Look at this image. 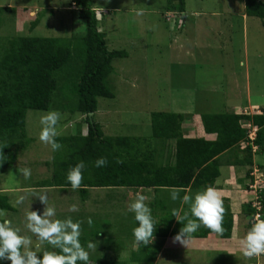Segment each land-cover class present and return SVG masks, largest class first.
<instances>
[{"label": "rangeland", "instance_id": "obj_1", "mask_svg": "<svg viewBox=\"0 0 264 264\" xmlns=\"http://www.w3.org/2000/svg\"><path fill=\"white\" fill-rule=\"evenodd\" d=\"M167 1L91 0L106 33L108 48L129 52L128 58L114 62L115 72L110 79L115 97L98 98L94 120L101 124L106 135L150 138L151 111L188 114L184 128L188 130V136L195 137L197 132H202V113H225L237 108L239 113L246 110L255 114L264 110L262 20L245 14L244 0H186L182 17L184 20L186 16L187 20L182 21L181 16L178 18L177 14L167 10ZM0 6L15 9L13 19L6 12L2 15L4 22L8 23L0 32L4 36L70 37L85 33L84 20L79 18L77 7L70 0H0ZM137 10H142L143 15L136 16ZM103 15L104 22L101 20ZM36 18H39L38 25L31 30ZM50 110L61 115L58 136L74 132L79 127L78 122L84 119L79 114L67 119L66 112L52 108L28 111L26 134L32 138L31 143L12 166H0V194L8 195L12 205L19 194H26L27 198L14 210L3 211L4 218L11 220L21 235L31 239V247L38 253L51 250L50 245L39 242L24 226V215L29 205L30 210L40 214L44 205L36 196L46 193L48 204L56 209L57 218L70 216L74 222L79 221L81 236L86 235L87 242L91 240L97 244L95 258H112L118 254L120 259L132 256L137 246L131 234L135 223L133 214L127 212L128 203L137 191L141 192L150 198L146 203L158 220L157 213L160 214L159 219L166 214L158 203H162L165 191L174 188L97 187L89 188L87 198L83 199L78 189L72 190L71 187L37 186L36 182L48 173L43 163L57 155V151L52 152L38 139L39 118ZM86 128L83 126L80 130L83 132ZM204 135L208 137V134ZM167 159L172 160L166 154ZM254 165H264V151L255 153L254 163L239 167L238 173L234 168L228 169L229 173L225 172V179H228L225 187H231L229 193H249V198L253 191L247 187V172ZM21 167L31 169L29 179L25 180L18 173L17 169ZM236 177L241 182L235 180ZM201 189H195L190 195ZM218 192L221 195L220 190ZM229 193L226 195L230 196ZM230 197L232 208L242 211L247 198L241 203L239 199L234 202L235 194ZM166 202L175 208L173 201L167 199ZM72 204L77 205V212L68 211ZM89 219L92 220L91 225ZM247 222L248 218L241 214L238 229L231 238L222 239L217 235L191 237L187 246L174 242L175 235L167 238L156 236L153 243L159 251L154 264H264V255L251 258L241 255L239 237L246 234ZM100 230L101 236H98ZM118 250V253L114 252Z\"/></svg>", "mask_w": 264, "mask_h": 264}, {"label": "trees", "instance_id": "obj_2", "mask_svg": "<svg viewBox=\"0 0 264 264\" xmlns=\"http://www.w3.org/2000/svg\"><path fill=\"white\" fill-rule=\"evenodd\" d=\"M70 1L76 5L79 18L84 20L85 33L82 35L44 37L0 34V166H12L31 143L32 138L26 134L28 111L51 108L66 112L67 119L76 114L84 116V119L78 122L79 127L74 132L56 138L62 147L53 160L43 163L48 173L36 185L60 189L71 187L65 179L67 171L79 161H84L86 167L78 188L83 199L87 198L89 188L97 187L174 188L182 198L184 195L191 196L195 189L215 186L223 162L238 168L254 163L251 146L240 148V143L247 138V130L242 123L251 122L258 127L255 139V144L259 146L257 153L264 151V110L255 114L239 113L237 108L232 112L202 113V132H197L195 137L188 136V130L184 128L188 114L163 110L150 112V138L104 134L101 124L94 120L98 98L115 97L110 79L115 72L114 62L128 58L129 52L108 48L106 33L101 28L102 23L91 0ZM167 2L168 11L178 16L185 13L186 0ZM244 2L245 14L260 18L264 25V0ZM5 12L12 19L15 16L14 7L0 6V32L8 24L2 18ZM104 17L101 18L103 22ZM38 22L39 18L32 22L31 30ZM89 113H93L91 117ZM83 126L87 128L82 132L80 129ZM203 131L212 136L205 137ZM166 154L172 160H166ZM222 156L226 161H221ZM101 157L107 160V164L95 167L94 162ZM260 168L264 170V165ZM218 185L217 189L223 195V233L217 234L201 226L191 237L217 235L228 239L234 236L235 211L231 208V197L226 195L230 188ZM166 192L165 199L172 202L170 190L169 194ZM259 201L261 211H257L251 202L242 208L241 214L248 218L247 228L254 222L256 212H261V219H264V190ZM158 204L166 214L159 219L160 214L157 213L154 237L176 235L182 224L172 217V210L182 214L188 210V205L180 198L173 201L175 208L164 199ZM15 208L8 195L0 194V211ZM100 233L101 230L97 235L101 236ZM85 238L86 235L80 236L82 245L87 243ZM158 249L152 242L146 247H137L128 258L120 259L119 254L112 258H95V250L90 252L89 258L93 264H154ZM0 264L10 262L5 260Z\"/></svg>", "mask_w": 264, "mask_h": 264}, {"label": "clouds", "instance_id": "obj_3", "mask_svg": "<svg viewBox=\"0 0 264 264\" xmlns=\"http://www.w3.org/2000/svg\"><path fill=\"white\" fill-rule=\"evenodd\" d=\"M172 13L176 15L175 12ZM141 15H143L142 10H137L136 16ZM181 18L184 21L182 16ZM244 112L249 113L246 110ZM60 119V113L55 110H50L39 118L38 139L42 144L47 145L52 152H56L62 147L56 139L59 135ZM242 127L247 130V138L240 143V148L245 149L251 146L253 153H257L259 146L255 144V139L258 127L251 122L242 123ZM203 134H205L204 131ZM106 164L107 160L103 157L94 162L95 167H104ZM85 167L84 161H79L68 169L65 179L72 190L81 187L82 173ZM260 169L262 168L257 165L252 166L248 170L250 172L247 182V187L253 191L247 202H251L257 211H261L259 198H261L264 190V170L261 171ZM17 171L22 174L25 180L31 176V169L28 167L18 168ZM36 197L44 205L43 211L38 214L37 211L30 210L29 205L24 215V226L39 242H46L50 245L51 250L45 249L39 253L34 250L31 247V239L21 235L20 229L13 227L12 221L4 218V212L0 211V261L6 260L10 264H92L89 255L91 251L96 250L97 244L91 240L86 245L81 244L80 222H74L70 216L64 219L57 218L56 209L48 204L46 193H41ZM26 198V194L17 195L13 206L23 204ZM178 198L188 205V210L182 214L176 209L172 210V217L182 224L179 232L173 237L174 242L187 246L192 234L201 226L217 234L223 233V199L216 187L207 185L191 196L184 195L182 198L177 189H171L170 199L176 201ZM149 199L148 196L137 191L127 205V212L133 214L135 226L132 228L131 234L137 247H146L154 239L157 223L151 208L146 203ZM78 210L75 204L68 207L69 212H77ZM253 219L254 222L251 223L246 234L239 237L240 252L246 258L264 255V219H261V212H256ZM88 223L91 225L92 220L89 219Z\"/></svg>", "mask_w": 264, "mask_h": 264}, {"label": "crops", "instance_id": "obj_4", "mask_svg": "<svg viewBox=\"0 0 264 264\" xmlns=\"http://www.w3.org/2000/svg\"><path fill=\"white\" fill-rule=\"evenodd\" d=\"M187 20V17L186 16H184V21H186ZM209 137H211L210 135H208ZM224 156V155H223ZM223 156L221 157V161L223 160V161H226L225 159H223ZM223 164L224 165H221V167H220V169H221V175H220V177L218 178V180L216 181V184H215V186L214 187H216V188H218V184L220 183V184H224L225 185V181L226 180H228V179H225V176L227 177V175H226V173L225 172H227V173H229V170L228 169H230V168H234L235 169V173H238L239 171H240V169H238V167L237 166H234L233 164H227V161L226 162H223ZM241 168V167H240ZM238 169V170H237ZM229 179H230V177H228ZM233 179H235V178H233ZM235 180H238L239 182L241 181L240 180V178H237L236 177V179ZM229 181H233V180H229ZM234 183H235V181H234ZM227 186H229V188L231 189V187H230V185H227ZM142 189V188H141ZM139 190V189H138ZM227 193H229V191H227ZM165 194V193H164ZM164 194H163V199H164ZM166 194H169L168 193V191L166 192ZM231 194H235V198H233V199H235L234 200V202L236 201V199H239V200H241V203H242V201L244 200V198H247V200L250 198V196H249V198H248V194H241V192L239 191V193H238V191H235V192H230V196H231ZM220 196H223V195H220ZM165 201H167V199L165 200ZM231 208H232V206H231ZM232 210L233 211H235V213H234V221H235V231L238 229V222H240V215H241V211H237L236 209H234V208H232ZM237 213H239V214H237Z\"/></svg>", "mask_w": 264, "mask_h": 264}, {"label": "water", "instance_id": "obj_5", "mask_svg": "<svg viewBox=\"0 0 264 264\" xmlns=\"http://www.w3.org/2000/svg\"><path fill=\"white\" fill-rule=\"evenodd\" d=\"M92 113H89V116L91 117Z\"/></svg>", "mask_w": 264, "mask_h": 264}]
</instances>
